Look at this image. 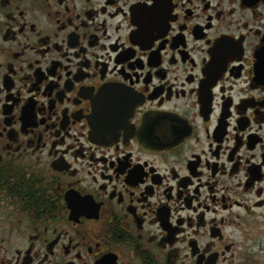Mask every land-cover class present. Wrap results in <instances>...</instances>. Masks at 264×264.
<instances>
[{
	"label": "flooded vegetation",
	"instance_id": "af4514ba",
	"mask_svg": "<svg viewBox=\"0 0 264 264\" xmlns=\"http://www.w3.org/2000/svg\"><path fill=\"white\" fill-rule=\"evenodd\" d=\"M0 264H264V0H0Z\"/></svg>",
	"mask_w": 264,
	"mask_h": 264
}]
</instances>
